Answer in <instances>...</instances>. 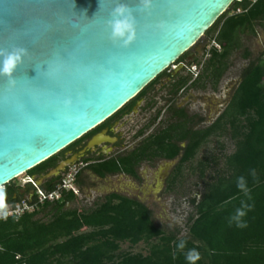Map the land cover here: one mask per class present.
<instances>
[{
  "label": "trees",
  "instance_id": "16d2710c",
  "mask_svg": "<svg viewBox=\"0 0 264 264\" xmlns=\"http://www.w3.org/2000/svg\"><path fill=\"white\" fill-rule=\"evenodd\" d=\"M258 26L264 29V0H234L207 30L214 31L219 48H209L197 86L210 83L216 89L230 55L241 48L244 57L250 55L242 36L254 35ZM224 134L234 149L223 155L221 165L215 156L197 163L201 179L211 162L216 167L204 181L199 198L191 199L194 210L187 218L185 235L157 225L151 211L138 200L114 194L89 209L67 207L76 198L68 191L59 200L44 201L33 212L0 219V264H264V53L244 69L212 124L182 131L181 139L188 143L180 166L193 159L211 136ZM174 148L170 156L178 152ZM127 157L120 164L114 161L108 171L133 173ZM54 185L49 184L47 190ZM14 188L9 182L0 189V203L15 200L11 197ZM40 213L48 218L38 217ZM140 242L146 252L121 248L122 243Z\"/></svg>",
  "mask_w": 264,
  "mask_h": 264
},
{
  "label": "water",
  "instance_id": "95a60500",
  "mask_svg": "<svg viewBox=\"0 0 264 264\" xmlns=\"http://www.w3.org/2000/svg\"><path fill=\"white\" fill-rule=\"evenodd\" d=\"M232 2L0 0V50H27L11 77L0 74V189L132 100ZM127 22L125 44L112 29Z\"/></svg>",
  "mask_w": 264,
  "mask_h": 264
},
{
  "label": "flooded vegetation",
  "instance_id": "af4514ba",
  "mask_svg": "<svg viewBox=\"0 0 264 264\" xmlns=\"http://www.w3.org/2000/svg\"><path fill=\"white\" fill-rule=\"evenodd\" d=\"M183 58L175 63L171 72L155 77L140 91H143L141 94L139 92L100 125L59 151L50 163L28 173L22 186L14 185L12 199L23 197L29 189L34 190L35 185L47 190L49 184H56L73 165L78 167L73 180L77 188V194H74L77 197L94 193L92 204L95 205L115 194L138 200L151 211L153 202L174 193L181 186L180 163L183 148L188 143L181 139L182 131L212 124L231 97L225 103L217 104L213 111L215 116L206 123L204 116L188 112L186 103L193 98L191 92H186L188 89H214L210 83L198 87L196 78L200 72L193 75ZM182 70L187 72L182 74ZM161 90L164 93L158 94ZM183 92L188 96L182 100ZM202 123L204 125H200ZM162 140L165 145L160 142ZM174 147H178V152L170 156ZM125 157L133 173L108 171L114 161L120 164V159ZM61 163L63 167L49 176V172ZM117 176L126 181L114 186L110 180Z\"/></svg>",
  "mask_w": 264,
  "mask_h": 264
},
{
  "label": "rangeland",
  "instance_id": "374dc122",
  "mask_svg": "<svg viewBox=\"0 0 264 264\" xmlns=\"http://www.w3.org/2000/svg\"><path fill=\"white\" fill-rule=\"evenodd\" d=\"M213 36L214 31H206L204 35H202L198 41L184 53V62L188 63L189 69L193 72V75L201 71L200 67L208 57L207 52L209 48L218 45L213 40ZM242 42L250 51V55L248 57H244L243 48L233 52L228 59L229 66L223 73L216 89L211 90L210 88H196L188 89L186 91L188 93L191 92L193 95V98L188 100L186 103L189 107L188 112H195L197 115L204 116V123L211 121L215 116L213 111L216 110L219 102L225 103L229 99L234 88L240 81L244 69L252 61L256 60L262 53H264V29L259 26L256 27V33L254 35H243ZM175 63L176 61L172 67H169V69H167L163 74L171 72L176 66ZM194 63L196 67H194ZM186 72L187 70H182L181 73L185 74ZM186 92L181 94L182 100L188 96ZM163 93L164 92L162 90L158 92V94ZM204 123L200 125H204ZM233 149L234 143L228 135L224 134L211 136L208 141L199 148L194 158L182 166L181 186L179 188L177 187L174 193L172 192L171 194L162 196L158 201L151 204V214L154 222L165 228L167 231L178 232L179 235H185L187 233V217L189 214L193 213L194 210V205L191 199L193 197H195V199L199 198V195L204 188V181L213 175L216 167L214 163L211 162L210 166L206 168L204 178L201 179L199 177V170L197 169L198 161L203 159L205 156H215L221 165L223 155L232 152ZM220 165L217 167L219 168ZM27 174L28 173L26 172L25 174L14 178L10 184L22 186ZM125 181L126 178L117 176L112 177L110 183L117 186L120 182ZM33 191V189L26 191L23 198L30 197ZM94 195V193L78 195L75 200L70 202L67 206H82L88 209L92 208L95 205V203L92 204ZM98 199L96 198L97 201ZM38 217L42 219L48 218L46 213H40L38 214ZM121 248L133 252H146L147 250V247L143 242L134 246H131L128 243H122Z\"/></svg>",
  "mask_w": 264,
  "mask_h": 264
},
{
  "label": "built area",
  "instance_id": "2783aa9c",
  "mask_svg": "<svg viewBox=\"0 0 264 264\" xmlns=\"http://www.w3.org/2000/svg\"><path fill=\"white\" fill-rule=\"evenodd\" d=\"M216 47L219 48L218 45ZM194 67H196V65ZM77 168L78 167L76 165L71 166L68 171L62 175L61 179L54 185V188L52 190H45L35 185L34 193L32 196L28 198L21 197L13 201L0 203V219H16L26 212H33L37 210L39 204L43 203L44 201L59 200L64 192L72 191L73 193L77 194V188L73 183ZM26 181L27 178H25L24 182ZM16 257L18 258L19 256ZM20 264L26 263L22 262Z\"/></svg>",
  "mask_w": 264,
  "mask_h": 264
},
{
  "label": "clouds",
  "instance_id": "9594fccd",
  "mask_svg": "<svg viewBox=\"0 0 264 264\" xmlns=\"http://www.w3.org/2000/svg\"><path fill=\"white\" fill-rule=\"evenodd\" d=\"M151 0H143L145 6L150 4ZM115 12L123 14L128 11V7L126 4L120 3L114 9ZM113 35L124 39V43L127 44L134 38V26L131 22H127L124 24V27L121 28L118 23L112 29ZM127 36V39L125 37ZM27 54V50L24 48H17L13 51L5 52L0 50V74L8 75L11 77V74L16 69L17 65L22 61L23 57ZM10 83H14V81L10 80Z\"/></svg>",
  "mask_w": 264,
  "mask_h": 264
},
{
  "label": "bare ground",
  "instance_id": "6f19581e",
  "mask_svg": "<svg viewBox=\"0 0 264 264\" xmlns=\"http://www.w3.org/2000/svg\"><path fill=\"white\" fill-rule=\"evenodd\" d=\"M19 176H21V174Z\"/></svg>",
  "mask_w": 264,
  "mask_h": 264
}]
</instances>
